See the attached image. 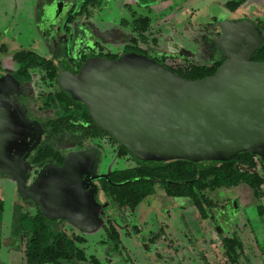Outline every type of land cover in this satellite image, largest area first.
<instances>
[{
  "label": "water",
  "instance_id": "obj_1",
  "mask_svg": "<svg viewBox=\"0 0 264 264\" xmlns=\"http://www.w3.org/2000/svg\"><path fill=\"white\" fill-rule=\"evenodd\" d=\"M221 28L226 59L213 76L188 80L127 52L116 60L91 57L78 74L61 72L59 85L137 161L225 162L248 152L264 162V61L251 59L262 41L248 19ZM17 92L15 79L0 74V176L13 179L18 198L32 201L49 222L94 229L100 214L92 182L110 170L96 174V151H71L29 182L27 161L44 129L11 98Z\"/></svg>",
  "mask_w": 264,
  "mask_h": 264
},
{
  "label": "rangeland",
  "instance_id": "obj_2",
  "mask_svg": "<svg viewBox=\"0 0 264 264\" xmlns=\"http://www.w3.org/2000/svg\"><path fill=\"white\" fill-rule=\"evenodd\" d=\"M232 1L239 3L240 8L234 11L227 7ZM76 3L77 0H0V31L7 30L5 37L0 36H3L2 42L8 43L5 49L0 44V65L10 68L13 54L21 49L62 61L63 49L59 42L67 37L75 42L76 49L82 45L91 47L101 40L106 51L122 54L132 31L130 27L123 28L120 20H131L134 13L154 19L149 44L143 48L152 57L162 53L173 55L176 59L167 62L172 67L186 66L184 58L192 64L207 63L210 55L205 49L207 41L212 40L206 38L224 22L239 23L248 19L264 28V0H103L102 10H91L90 17L77 15L82 4L74 7ZM70 15L75 21L69 26ZM12 19L13 24L8 28ZM153 39H159V45L152 43ZM220 40L215 37L218 49L215 48L214 59L224 56L220 53ZM37 83V87L43 86ZM34 101L35 107L42 103L40 99ZM75 145L71 140L64 143L67 149ZM102 146L105 153L101 151L100 172L134 164L117 159L113 151L116 145L108 138ZM259 169L264 174L261 166ZM95 194L99 199V212L103 207L108 208L106 217L116 221L123 246L117 249L107 241L102 219L90 231H81L68 223L60 228L83 236L86 243L82 247L86 254L95 256L101 264H205L203 253L207 254L210 264H224L221 240L225 235H239L251 263L262 264L264 197L258 202L244 186L211 193L221 205L211 212L212 220L204 225L192 208L181 209L187 201L167 197L160 185L156 186V195L145 200L134 212L118 211L106 195L97 194V191ZM0 198L5 202L0 225V264H26L24 244L13 234V226L21 210L32 209L33 204L18 198L16 183L9 177H0ZM103 215L104 211L101 217ZM162 229L164 233L150 244L148 239Z\"/></svg>",
  "mask_w": 264,
  "mask_h": 264
},
{
  "label": "trees",
  "instance_id": "obj_3",
  "mask_svg": "<svg viewBox=\"0 0 264 264\" xmlns=\"http://www.w3.org/2000/svg\"><path fill=\"white\" fill-rule=\"evenodd\" d=\"M80 4H82L81 10L77 15L86 14L90 17L91 10H102L103 0H77L74 7ZM146 7L150 8V5ZM227 7L235 11L240 8V5L232 1L227 3ZM74 21V16L70 15L69 26L73 25ZM153 23L154 19L150 15L135 13L131 20L125 18L120 20L123 28L130 27L132 31L128 43L124 45V53L131 51L154 58L175 74L188 80H200L213 76L226 59L222 56L214 59V53H212L207 63L192 64L189 59L184 58L186 66L179 64L177 67H172L167 62L176 59L173 55L162 53L157 57H152L147 49L143 48V45L149 44ZM69 26L67 28H70ZM210 35L206 39L212 41L208 43L206 40L207 46H216L218 42L215 44V37L219 39L222 36L221 25L211 30ZM158 42H160L159 39L152 40L155 45H159ZM59 44H62L63 49L62 61L45 58L30 49H21L12 56L19 67L18 75L20 76L16 77L22 78L23 83L46 84V88L38 89V96L35 98L40 99L42 105L35 107V99L28 101V106L32 111L31 115L38 119L45 131L41 144L30 157L28 179L36 176L38 170L48 163L62 164L68 152L73 149H84V143H94L96 147L92 149L98 153V157L101 156L100 161H102L101 151L105 153L102 143L108 138L116 145V148H109H113L117 159L126 163L134 162L126 168L112 169L107 179H101L98 182L99 191L107 196L118 211H136L145 200L156 195L157 185H160L167 197L187 201V204L180 206L181 209L192 208L203 225L212 220L211 212L220 208L221 202L211 197V193L218 190L244 186L252 192L258 202L262 201L264 174L259 166L264 169V162L258 156L248 152L240 153L225 162L193 163L179 160L156 163L135 160L126 148L118 146L107 132L94 123L85 109L72 110L70 106L75 104V100L57 88L59 70L64 69L62 63H67L72 59L79 60L78 68L80 69L84 61L91 56L117 59L121 53L106 51L101 40L95 41L91 47L82 45L77 49L75 48L77 45L69 41V37L60 41ZM251 59L264 61V32L262 44L253 52ZM85 122L91 123L92 127L83 128L78 125ZM66 140L74 142L75 147L67 149L64 146ZM106 172L107 170L103 173ZM29 202L33 204V208L24 211L22 209L13 226V234L19 237L24 244L26 264H101L95 256L86 254L82 247L86 243L83 236L60 228L66 222H49L40 209L32 201ZM4 212L5 202L0 198V225L3 222ZM103 227L107 241L112 242L118 249L122 245V238L116 221L107 218ZM135 229L139 231L137 227ZM163 233L162 229V232L154 234L148 242L155 243ZM221 244L224 248L222 257L227 264H238L245 251L239 235H225L222 237ZM202 260L205 264H209L204 253Z\"/></svg>",
  "mask_w": 264,
  "mask_h": 264
},
{
  "label": "flooded vegetation",
  "instance_id": "obj_4",
  "mask_svg": "<svg viewBox=\"0 0 264 264\" xmlns=\"http://www.w3.org/2000/svg\"><path fill=\"white\" fill-rule=\"evenodd\" d=\"M5 16H8V14H6ZM254 24H255V26H256V30H257V33H258V35H259V38L261 39V41L263 40L262 39V37H263V32H264V30L262 29V27H259V25L256 23V22H253ZM12 24H13V19H12V21H11V23H8V28H11V26H12ZM258 29H260V31H258ZM6 32H7V30H5L4 32H2V31H0V35H3L4 37H5V35H7L6 34ZM261 33V34H260ZM3 36L1 37L0 36V44H1V46H3L2 48H6L7 46H6V44H8V43H4V42H2V39H3ZM261 44H262V42H261ZM261 44H260V46H261ZM125 45V44H124ZM0 46V47H1ZM259 46V47H260ZM216 48V50L218 49V47L217 46H213V45H209V46H207V49H205L206 50V52H209V55L210 56H212V53H214L215 54V51H213L214 49ZM241 51V47H239L238 49H237V51L236 52H240ZM131 52V51H130ZM254 52V51H253ZM253 52H252V55H251V58L253 57ZM111 53V52H110ZM125 53H127V52H125ZM217 53H218V51H217ZM220 53L222 54L223 52L222 51H220ZM124 53H122L121 55H123ZM120 55V56H121ZM91 57H99V56H91ZM91 57H89V58H91ZM88 58V59H89ZM101 58H105V57H101ZM107 58V57H106ZM223 58H224V56H223ZM87 59V60H88ZM108 59H112V58H108ZM86 60V61H87ZM112 60H116V59H112ZM86 61H84V63H83V65L86 63ZM78 62H79V60H74V59H72V60H70V61H67V63H62V66H64V69H60L59 70V74L61 73V72H64V71H66V72H70V73H72V74H74V75H76V74H78L79 73V71L81 70V68L83 67V65H82V67L79 69L78 68ZM10 63H11V65H10V68H5L2 64L0 65V74L1 75H11L14 79H15V81L17 82V84H18V92L17 93H14L13 95H11V98L13 99V100H15V101H17V102H19V103H21V104H23L26 108H27V117L30 119V120H32V121H36V122H38L39 123V121H38V119L37 118H35V117H33L32 115H31V107H29L28 106V101H32V100H34L35 98H37V96H38V89L40 88V87H37L38 85H36V84H31V83H29V82H25V83H23L22 82V78H19V77H16V76H20V75H18L19 74V67H18V64L13 60V58H11V60H10ZM59 78V77H58ZM43 86L42 87H44V88H46V84L44 85V83L42 84ZM57 88H59V89H61V87H60V85L57 83ZM62 90V89H61ZM70 108L72 109V110H76V109H78V108H83V109H85L86 111H87V109L85 108V106L84 105H82L80 102H78V101H75V104H71V106H70ZM88 112V111H87ZM89 114V113H88ZM41 124V123H40ZM78 125H81V126H83V128H90V127H92V124L91 123H89V122H85V123H80V124H78ZM42 127H43V125H42ZM44 136H45V131H44ZM44 138V137H43ZM43 140V139H42ZM84 146H85V148L84 149H80V150H77V149H73V150H71V151H86V152H89V151H95V150H93L92 148L93 147H96L95 146V144L93 143V144H91V143H84ZM70 151V152H71ZM35 152V151H34ZM33 152V153H34ZM32 153V154H33ZM69 153V152H68ZM31 154V155H32ZM31 155H30V157H31ZM30 157H29V159H28V161H27V163H28V172L30 171ZM100 155H99V157H98V159H97V163H96V168H97V171H96V174H102L103 172L101 171H99V163L101 162L100 161ZM64 161V160H63ZM55 164H58V163H55ZM63 164V163H62ZM62 164H58V165H62ZM40 170V169H39ZM38 170V171H39ZM104 174V173H103ZM34 178H35V176H34ZM33 178V179H34ZM100 180H95V181H93L92 183H93V185L95 186V188H96V191H97V194H100V191H99V187H98V182H99ZM95 200H96V203H97V209L99 210V199H98V197L96 196V194H95ZM109 209L108 208H106V207H103L102 209H101V211L99 212V220H101L102 219V223L104 224V222L106 221V219H107V214L106 213H108L107 211H108ZM105 212V215H103V217H101V213L102 212ZM111 219V218H110Z\"/></svg>",
  "mask_w": 264,
  "mask_h": 264
},
{
  "label": "crops",
  "instance_id": "obj_5",
  "mask_svg": "<svg viewBox=\"0 0 264 264\" xmlns=\"http://www.w3.org/2000/svg\"><path fill=\"white\" fill-rule=\"evenodd\" d=\"M239 237H240V236H239ZM240 238H241V237H240ZM241 241H242V243H243L242 238H241ZM243 245H244V243H243ZM244 250H245V251H244V253L242 254L241 259L239 260L238 264H252L251 261H250V259H249V255L246 254L245 245H244ZM205 256L207 257V261H208V263L210 264L209 258H208V256H207L206 253H205ZM222 262H224V264H227L226 260H224V259H223ZM262 264H264V257H263Z\"/></svg>",
  "mask_w": 264,
  "mask_h": 264
}]
</instances>
